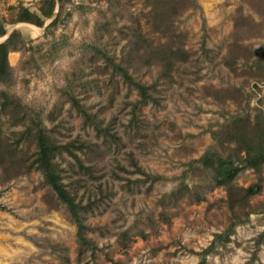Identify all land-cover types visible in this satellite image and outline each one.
<instances>
[{
	"label": "rangeland",
	"instance_id": "obj_1",
	"mask_svg": "<svg viewBox=\"0 0 264 264\" xmlns=\"http://www.w3.org/2000/svg\"><path fill=\"white\" fill-rule=\"evenodd\" d=\"M23 1L35 5L38 0H0L6 32L17 29L22 39L18 49L10 50L13 57L7 53L13 67L7 88L57 142L91 143L97 149L92 155L90 149L72 148L87 170L65 150L56 155L62 181L87 204L85 234L96 247L93 256L77 257L75 225L62 204L53 207L42 199L48 188L37 169L8 178L0 170V264H196L199 255L188 249L205 247L235 220L224 189L201 180L198 201L183 195L163 205L159 197L181 180L198 184L181 173L212 143L210 130L228 112L252 114L259 106L264 115V1L253 6L251 0H196L198 8L178 15L176 30L184 34L187 58L175 64L170 78L159 75L156 64L133 72L152 85L156 97L139 106L136 125L129 122L135 89L111 70V60L120 55L123 27L164 38L154 30L143 0H63L59 20L46 31L13 21L14 5ZM238 8L258 24L235 34L232 16ZM240 43L245 56L237 52L225 63L228 48L237 51ZM232 86L243 91L239 102L218 101L207 92ZM81 109L114 134L98 133ZM0 122L5 133L13 129L4 117ZM130 157L143 173L134 171ZM234 181L243 186L258 181L260 189L249 198L253 209L247 218L235 224L228 238L215 240L205 264H264V165L258 173L241 169ZM161 210L167 222L160 220ZM127 227L129 238L121 246L114 232Z\"/></svg>",
	"mask_w": 264,
	"mask_h": 264
},
{
	"label": "trees",
	"instance_id": "obj_2",
	"mask_svg": "<svg viewBox=\"0 0 264 264\" xmlns=\"http://www.w3.org/2000/svg\"><path fill=\"white\" fill-rule=\"evenodd\" d=\"M62 1L59 0L56 12L51 15L55 7V0H38L35 5H26L17 2L13 21H25L36 26H42L44 19L50 16L45 24L46 31L49 26H55L60 17ZM264 0H251L250 3L262 5ZM146 6V13L151 21L154 30L159 31L161 39H152L142 30L133 26H126L119 30L120 35L125 40L120 48L117 61L111 60L112 71L119 73L121 79L127 85L135 89V98L129 102L130 117L129 122L137 124V111L139 106L149 101H156V97L150 92L147 84L133 75L141 66L149 67L152 64L158 65V74L162 77L170 78V73L175 64L185 61L188 55L184 47V34L176 30L175 19L184 10L198 8L196 0H143ZM258 23L254 22L250 16L244 15L241 9H236L232 16V25L235 34L249 29ZM8 22L0 20V36L7 30ZM20 39L19 31L12 29L2 40H0V121L4 120L13 129L5 133L0 122V170L5 177H11L18 173H24L31 169H37L42 176V183L48 188L42 195V199L55 207L62 204L68 217L75 225L76 255L81 256L88 252L94 255L93 249L96 245L85 234L88 228L83 222V211L87 204L75 199L73 190L63 181L60 174V167L56 160V155L62 150L71 154L79 167L88 169L83 165L80 157L72 148L92 150L91 143H60L43 126L41 120L36 115H31L28 108L21 102L19 97L7 88L13 67L9 64L7 53L16 50V43ZM237 40V39H235ZM235 40L233 43H236ZM240 48L236 51L234 46L228 48L224 62L228 63L233 56L238 57V53L245 56L246 49L238 44ZM238 52V53H237ZM231 54V55H230ZM258 75L261 76V73ZM210 88V89H209ZM207 88V92L218 101L232 98L239 102L242 99L243 91L240 87L232 86L220 89L214 87ZM75 101V100H74ZM254 112L250 114L247 110L228 112L226 118L218 124L216 129L210 130L212 143L209 144L201 154L187 161V167L181 174H189L196 178L198 184L192 186L185 181H179L169 191L164 192L159 197L160 204H174L183 195L190 200L198 201L201 198V180L207 187L219 185L225 191V204L231 213H235V220H230L223 231L214 233L212 240L200 250L193 251L199 255L196 264H205V255L214 248L217 238H228L237 222H242L247 218L248 213L253 209L249 198L260 189L258 181H253L247 185L235 183V177L241 169L252 168L258 173L264 165V115L259 106L253 107ZM85 121H90L94 129L101 135H111L108 126H101L92 114L80 110ZM69 142V141H68ZM31 145V147H30ZM97 149H93L90 154H97ZM134 171L143 173L133 158L130 157ZM147 177V174H143ZM161 175H154L152 178H160ZM200 181V182H199ZM49 192V193H48ZM52 202L54 205H50ZM160 220L167 222L169 217L165 211L158 213ZM232 217V218H233ZM99 229V227H97ZM115 242L121 246L127 244L129 238V228H123L114 232Z\"/></svg>",
	"mask_w": 264,
	"mask_h": 264
},
{
	"label": "water",
	"instance_id": "obj_3",
	"mask_svg": "<svg viewBox=\"0 0 264 264\" xmlns=\"http://www.w3.org/2000/svg\"><path fill=\"white\" fill-rule=\"evenodd\" d=\"M55 2H56V5H55V7H54V8H53V10H52V13H51V15H53V14L56 12V10H57V6H58V0H55ZM51 15H50V16H48V17L50 18V17H51ZM45 24H46V23H43V25H42V28L45 26ZM8 33H9V32H6V33H4V34L2 35V37L6 36Z\"/></svg>",
	"mask_w": 264,
	"mask_h": 264
},
{
	"label": "crops",
	"instance_id": "obj_4",
	"mask_svg": "<svg viewBox=\"0 0 264 264\" xmlns=\"http://www.w3.org/2000/svg\"><path fill=\"white\" fill-rule=\"evenodd\" d=\"M22 3L23 4H30V2H25V1H23ZM9 54L13 57L14 56V51L8 52V56H9Z\"/></svg>",
	"mask_w": 264,
	"mask_h": 264
}]
</instances>
